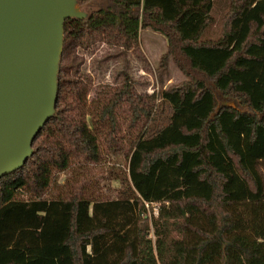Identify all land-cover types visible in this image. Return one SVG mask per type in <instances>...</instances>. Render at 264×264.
<instances>
[{"label": "trees", "instance_id": "trees-1", "mask_svg": "<svg viewBox=\"0 0 264 264\" xmlns=\"http://www.w3.org/2000/svg\"><path fill=\"white\" fill-rule=\"evenodd\" d=\"M76 1L92 11L64 23L54 115L0 178V264H264V0H228L214 40L213 0ZM145 30L185 80L141 96L124 76L86 120L78 50L132 52ZM125 150L118 196L86 195V166ZM53 170L69 177L51 193Z\"/></svg>", "mask_w": 264, "mask_h": 264}, {"label": "water", "instance_id": "water-1", "mask_svg": "<svg viewBox=\"0 0 264 264\" xmlns=\"http://www.w3.org/2000/svg\"><path fill=\"white\" fill-rule=\"evenodd\" d=\"M76 0H0V178L22 167L54 115L64 23Z\"/></svg>", "mask_w": 264, "mask_h": 264}, {"label": "rangeland", "instance_id": "rangeland-1", "mask_svg": "<svg viewBox=\"0 0 264 264\" xmlns=\"http://www.w3.org/2000/svg\"><path fill=\"white\" fill-rule=\"evenodd\" d=\"M81 10L85 13L92 11L88 7H81ZM227 11L228 0H213L212 21L204 32L203 39L214 40L219 36ZM165 51L166 41L159 34L149 30L140 32L139 47L132 52L109 48L100 42H94L87 51L78 50L77 55L81 60L79 72L85 76V81L89 80L90 83L86 97V120L94 113L93 99L97 90L115 89L124 76H128L135 83V92L141 96L157 94L183 82L185 77L173 61L169 60L164 69H158L160 58ZM224 105L231 106L229 103ZM169 116V107L160 103L147 135L161 130L167 124ZM127 159L125 150L121 154L103 155L98 163L87 165L80 175L87 183L86 195L100 199L116 198L120 189L116 178L126 172ZM68 177V172L61 174L53 170L48 192L52 193L55 186L63 184ZM147 215L149 218L155 216L152 215L151 209H148ZM151 237L154 239L152 234Z\"/></svg>", "mask_w": 264, "mask_h": 264}, {"label": "built area", "instance_id": "built-area-1", "mask_svg": "<svg viewBox=\"0 0 264 264\" xmlns=\"http://www.w3.org/2000/svg\"><path fill=\"white\" fill-rule=\"evenodd\" d=\"M157 206H159V205H157ZM145 207L148 209L149 208V206L147 205V204H145Z\"/></svg>", "mask_w": 264, "mask_h": 264}]
</instances>
